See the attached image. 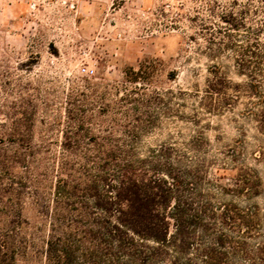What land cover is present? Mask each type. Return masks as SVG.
<instances>
[{
    "label": "rangeland",
    "instance_id": "1",
    "mask_svg": "<svg viewBox=\"0 0 264 264\" xmlns=\"http://www.w3.org/2000/svg\"><path fill=\"white\" fill-rule=\"evenodd\" d=\"M263 21L262 0H0V229L4 204L37 224L98 147L145 158L171 145L211 177L218 162L237 166L225 155L236 149L264 182V135L244 114L232 45ZM215 65L226 97L209 88Z\"/></svg>",
    "mask_w": 264,
    "mask_h": 264
},
{
    "label": "trees",
    "instance_id": "2",
    "mask_svg": "<svg viewBox=\"0 0 264 264\" xmlns=\"http://www.w3.org/2000/svg\"><path fill=\"white\" fill-rule=\"evenodd\" d=\"M250 27L245 46L231 43L247 76L244 114L264 135V21ZM220 69L209 88L226 97ZM115 152L93 148L86 176L60 179L37 224L4 204L0 264H264V207L254 200L264 182L239 151L225 153L237 166L218 162L213 177L204 158L171 145L145 158Z\"/></svg>",
    "mask_w": 264,
    "mask_h": 264
}]
</instances>
